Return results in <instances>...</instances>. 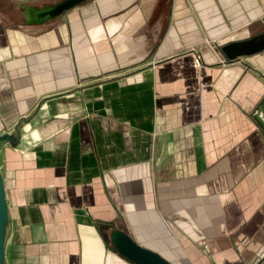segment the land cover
Listing matches in <instances>:
<instances>
[{
	"label": "crops",
	"instance_id": "0c3cea01",
	"mask_svg": "<svg viewBox=\"0 0 264 264\" xmlns=\"http://www.w3.org/2000/svg\"><path fill=\"white\" fill-rule=\"evenodd\" d=\"M58 1L0 0L3 264H132L115 229L170 264H251L264 51L220 48L263 32L264 0H89L24 23Z\"/></svg>",
	"mask_w": 264,
	"mask_h": 264
},
{
	"label": "water",
	"instance_id": "95a60500",
	"mask_svg": "<svg viewBox=\"0 0 264 264\" xmlns=\"http://www.w3.org/2000/svg\"><path fill=\"white\" fill-rule=\"evenodd\" d=\"M87 1L89 0H60L55 4L40 8L23 5L24 23L30 26H39L48 23ZM262 21L264 23V18ZM262 51H264V28L262 33L249 40L230 43L220 48V52L227 63L243 57L252 56ZM252 118L264 133V97L254 109ZM15 132L19 135V127L15 128ZM6 218V201L0 174V264H3V241ZM109 239L115 251L132 264H170L155 252L142 248L130 236L119 230H113L109 235ZM251 264H264V249L257 253L255 260Z\"/></svg>",
	"mask_w": 264,
	"mask_h": 264
},
{
	"label": "built area",
	"instance_id": "2783aa9c",
	"mask_svg": "<svg viewBox=\"0 0 264 264\" xmlns=\"http://www.w3.org/2000/svg\"><path fill=\"white\" fill-rule=\"evenodd\" d=\"M193 58H194L195 67L196 68L202 67V65H203V59H202V55L200 54L199 51H195L193 53ZM204 248H205V251L208 250L206 246H204Z\"/></svg>",
	"mask_w": 264,
	"mask_h": 264
},
{
	"label": "flooded vegetation",
	"instance_id": "af4514ba",
	"mask_svg": "<svg viewBox=\"0 0 264 264\" xmlns=\"http://www.w3.org/2000/svg\"><path fill=\"white\" fill-rule=\"evenodd\" d=\"M57 3V2H56ZM53 4V3H52ZM45 5H48V4H43V5H41L40 7H42V6H45Z\"/></svg>",
	"mask_w": 264,
	"mask_h": 264
}]
</instances>
